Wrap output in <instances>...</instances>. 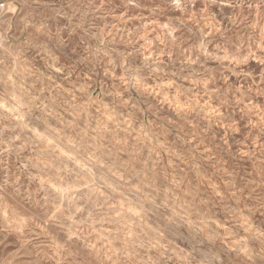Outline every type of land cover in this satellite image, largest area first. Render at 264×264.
<instances>
[{
	"label": "rangeland",
	"instance_id": "1",
	"mask_svg": "<svg viewBox=\"0 0 264 264\" xmlns=\"http://www.w3.org/2000/svg\"><path fill=\"white\" fill-rule=\"evenodd\" d=\"M0 264H264V0H0Z\"/></svg>",
	"mask_w": 264,
	"mask_h": 264
}]
</instances>
